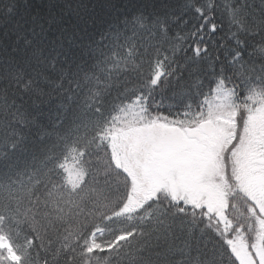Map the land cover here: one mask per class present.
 <instances>
[{
	"label": "snow or ice",
	"instance_id": "snow-or-ice-1",
	"mask_svg": "<svg viewBox=\"0 0 264 264\" xmlns=\"http://www.w3.org/2000/svg\"><path fill=\"white\" fill-rule=\"evenodd\" d=\"M88 3L0 0V264H241L184 200L157 193L138 225L107 230L84 204L107 198L130 101L159 112L139 126L147 136L224 121L236 143L241 117L214 101L264 89V0H131L130 15L104 18ZM10 205H24L23 252L2 226Z\"/></svg>",
	"mask_w": 264,
	"mask_h": 264
},
{
	"label": "rangeland",
	"instance_id": "rangeland-1",
	"mask_svg": "<svg viewBox=\"0 0 264 264\" xmlns=\"http://www.w3.org/2000/svg\"><path fill=\"white\" fill-rule=\"evenodd\" d=\"M223 100L227 104H216L223 105L217 108L218 114L232 119L241 117L236 143L229 145L233 127L224 121L204 128L197 123L193 128L170 130L152 150H148L144 176L150 185L142 192L139 202L165 192L175 200L186 201L191 207L207 209L229 229L231 223L225 217L229 197L236 192L242 193L253 204L258 229L250 245L237 238L231 242V247L241 264H254L252 254L259 245L261 264H264V101L241 115L232 102ZM130 116L114 121L117 131H133L136 129L133 126L149 122ZM123 157L120 151L115 154L117 162L119 159L124 165ZM127 170L135 183L136 176L129 167ZM135 187L140 189L136 183ZM136 198L132 200L135 207L139 204Z\"/></svg>",
	"mask_w": 264,
	"mask_h": 264
},
{
	"label": "trees",
	"instance_id": "trees-1",
	"mask_svg": "<svg viewBox=\"0 0 264 264\" xmlns=\"http://www.w3.org/2000/svg\"><path fill=\"white\" fill-rule=\"evenodd\" d=\"M37 4L41 9H48L47 0H37ZM88 10L91 15H95L100 18L107 16H115L121 12V10L127 12L129 15L135 10L132 6L131 0H89ZM177 10H179L177 8ZM246 96H250L248 99L245 96L229 97L228 100L232 102L234 107H236L238 113L248 112V109H252L259 101H264V89H257L256 91H249L246 93ZM159 100V97L156 98ZM131 104L135 105L134 107H129L128 104L122 105L124 111L121 113L117 109L118 119H124V116L131 114L130 117L138 116L142 119H148L157 117L159 112L155 109L151 113H144L141 111V108L144 106V101L140 100L138 103L136 101H130ZM151 103V102H150ZM223 103L227 104L223 99L215 100L214 104ZM129 117V118H130ZM193 118H186L187 121H191ZM197 123H188L187 127H195ZM184 126L185 124H181ZM191 125V126H189ZM105 147H109L107 143ZM99 152L95 149L89 152V155L83 158V163L87 164V161L90 158H93V163L89 166L90 175L92 168H97L99 166L94 160V157L98 155ZM123 164L117 162L114 157L113 165V176L111 185L109 186L107 192V198L104 199L101 196L100 199L89 194L88 200L84 204V213H90L92 221L98 222L100 227L107 230L109 228L116 227H125L138 225L140 222V217L144 215L148 209L144 206L148 203L150 199L139 202L142 196L138 195L136 192L137 187L134 188L135 183L133 180L132 174L123 168ZM63 175V174H61ZM139 186V185H137ZM141 190V186H139ZM146 186L144 187L145 191ZM159 195L161 198L167 197L168 199H173L170 195L165 192H160ZM137 197V198H136ZM136 198L137 206L135 207L132 204V200ZM152 199V198H151ZM92 200H95V204L91 203ZM133 205L132 207L130 205ZM125 206L126 210L119 211L121 207ZM10 213H5V219L3 221L4 231L8 234L13 244L20 245V251L23 252V236L28 230V220L24 215V205L20 206V211L17 212L14 206ZM253 204L251 201L242 193L236 192L235 194L229 197L228 206L226 210V218L228 222L230 221L231 226L229 229H226L227 226H223L219 223L214 216L204 208L189 207L187 211L189 215H195L198 220H201L200 227L204 228L205 232L209 235L218 236L220 240L225 243L234 242L237 238H241L243 241L249 245L253 242L255 234L258 229V224L256 216L253 211ZM118 215H114L117 213ZM99 214V215H98ZM83 215V213H82ZM229 225V224H228ZM17 229L20 232V235H17ZM108 235L105 231V237ZM105 237H99V239H104ZM71 239V238H69ZM61 241L57 240L55 243H60ZM67 243L68 241H63ZM28 257H26L27 264ZM103 258L100 260H93L89 258V264H102ZM223 264H230L227 253H224Z\"/></svg>",
	"mask_w": 264,
	"mask_h": 264
},
{
	"label": "flooded vegetation",
	"instance_id": "flooded-vegetation-1",
	"mask_svg": "<svg viewBox=\"0 0 264 264\" xmlns=\"http://www.w3.org/2000/svg\"><path fill=\"white\" fill-rule=\"evenodd\" d=\"M139 126L141 125L139 124L135 126L134 128L136 129L133 131H124L122 133L121 139L124 141V143L118 144V151H120L124 156V166L127 168L129 167L132 173L136 176V184L141 186V190H136V192H138L139 196H142L144 187L148 185V182L144 177L147 169L146 160L148 150H152L162 138L157 139L145 135L139 129ZM168 133L169 131L165 130L163 136Z\"/></svg>",
	"mask_w": 264,
	"mask_h": 264
}]
</instances>
